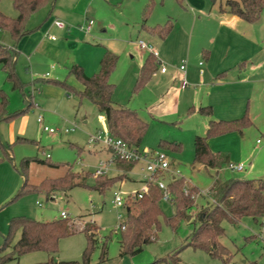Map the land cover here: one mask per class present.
<instances>
[{"label": "rangeland", "instance_id": "374dc122", "mask_svg": "<svg viewBox=\"0 0 264 264\" xmlns=\"http://www.w3.org/2000/svg\"><path fill=\"white\" fill-rule=\"evenodd\" d=\"M147 1L55 0L54 4L64 2L63 7L70 13L67 17L70 20L61 16L56 18L65 24L64 29L54 27L50 33L55 40L45 38L40 47L38 64L48 72L47 75L33 74L31 57L26 58L20 51L15 58L14 71L23 87L13 88L0 66V92L7 98V112L21 111L13 119L0 122V247L8 232L9 221L18 216L50 221L59 218L63 210L68 214L72 228L77 231L60 238L55 253L31 251L2 264H33L50 258L80 261L86 236L78 230L87 223L98 227L99 243L91 254L92 264H148L177 249L181 264H264V215L257 218L243 216L236 224L223 220L221 226L224 233L220 243L225 253L220 256H212L205 249L186 245L198 225V212L211 200L209 194L216 177L220 180H257L264 176V6L259 19L252 23L241 19H237V23H228L224 19L221 29L224 34L215 37V42L219 44L213 50L207 48L210 52V59L207 60L200 45L210 40L209 33L215 30L217 24V13L208 15V12L218 7L225 8L226 0H152L147 23L151 26L171 23V29L164 38L138 31L142 9ZM202 5L204 8L198 10L197 7ZM45 6L48 7V4ZM44 7L26 19L25 26L32 29V33L49 17L57 16L55 12L43 13ZM0 9L11 17L17 15L10 0H0ZM228 17L226 13L224 18ZM89 19L93 21L92 27L84 32L79 26L85 25ZM124 22L127 24H122ZM100 25H106L105 29L102 30ZM125 26L133 27V30L130 28L131 31H127L123 28ZM139 40L157 50V69L147 83L135 92L138 65L148 54L147 49L140 48ZM0 42L11 43L10 36L3 30H0ZM106 48L118 56L109 77L115 85L113 99L134 109L148 124L140 148L158 149L160 140L180 142V151L164 152L170 167L178 169L186 182L198 190L194 197L195 205L187 215L189 219L187 216L180 218L172 228L161 217L156 238L144 244L136 254L122 257L119 255L117 214L125 217L126 209L114 204L113 191L119 187L125 194L137 190L143 174L140 168L144 163H135L131 172L125 173L127 176L113 180L102 191L90 187L97 177L94 171L110 157L104 146L88 141L91 134L107 128L104 115L86 97H79L63 85L47 80H62L71 86V90H80L82 85L69 73L70 67L80 65L85 74L95 73ZM181 64L185 65L184 72L188 71L195 77L192 81L185 78L186 85L183 87L179 86L178 77ZM162 66L166 68V74L160 73ZM202 75L201 81L199 78ZM28 101L31 106L26 108ZM205 105L212 108L213 119L240 117L247 110L253 125L242 134L234 131L208 139L213 152L228 155L229 162L241 163L242 170H232L228 164L210 168L192 163L194 136L205 133L208 119L198 112V106ZM44 127L53 128L54 132L50 133ZM17 137L34 142H15ZM8 144L10 148L7 150L5 147ZM47 155L50 164H29L26 173L28 183L36 184L44 178L63 175L71 165L79 175L74 180L85 176L87 186L77 185L66 192L48 194L49 199L44 193L36 191L16 196L23 183L18 171L20 160L24 157L44 160ZM105 168L103 175L107 178L118 175L119 169L121 173L124 171L118 165ZM168 176L165 175V182L169 181ZM124 177L127 178L120 184ZM129 206L133 211L136 204L130 202ZM160 207L165 216L174 212L169 201L162 200ZM104 240L106 255L105 260L100 262Z\"/></svg>", "mask_w": 264, "mask_h": 264}, {"label": "trees", "instance_id": "16d2710c", "mask_svg": "<svg viewBox=\"0 0 264 264\" xmlns=\"http://www.w3.org/2000/svg\"><path fill=\"white\" fill-rule=\"evenodd\" d=\"M17 15L11 17L0 10V30L8 33L11 38L10 44L0 42V66L6 74V80L12 84L13 88L22 89L23 84L19 81L15 71V58L18 54L17 42L24 35L30 33L32 29H27L25 22L27 17L46 4H52L55 0H10ZM180 1V0H176ZM264 6V0H226L225 8L220 10L235 15L246 22H254L259 19L260 12ZM152 9V0H148L142 9V25L147 19ZM152 34L164 38L171 29V23L163 26L157 25L146 28ZM118 56L106 49L99 60L98 70L91 74H85L80 65H72L69 73L72 74L82 85L78 91L72 89L62 80L47 79L54 83L63 85L68 91H72L79 97H86L104 115L106 127L109 132L122 139L128 146L139 148L142 138L147 130L148 124L137 112L129 107L119 105L112 99L114 84L109 80L115 68ZM157 69L156 56L148 52L144 58L134 85V91H139L149 80L150 76ZM33 85V84H32ZM7 98L0 92V122L13 119L21 111L8 113ZM31 106L28 101L26 108ZM191 111V109L189 110ZM198 112L208 117L207 126L203 135H195L193 139V160L192 163H200L204 167L220 168L229 163L228 155L220 152H213L208 145V139L226 135L230 132L243 131L252 126L253 123L248 116L247 110L240 117L231 119H213L212 108L210 106H200ZM16 141H28L26 138L17 137ZM158 149L163 151L177 152L181 149V143L169 140H160L157 144ZM7 150L10 144L5 147ZM8 152L6 151V154ZM46 159L37 157H24L20 160L18 171L23 178V183L16 196L25 192H42L46 198L54 192H66L74 186L86 185L85 176L81 180L75 181L79 177L77 171L72 170L68 165L63 175L57 177H47L36 184L27 182L26 173L31 162L48 163ZM114 163L124 169L123 173L107 178L106 176L96 175L95 183L90 187L102 191L109 187L113 180L119 179L126 171L131 169L136 163L132 160L116 158ZM52 165V164H51ZM182 176L173 177L167 182V188L172 200L170 203L174 208L171 216H165L161 210L162 191L154 184H149V190L142 198L131 203L136 204L134 210L131 206L126 210V215L121 222L123 227L120 231L119 255H134L142 250L144 244L156 238V231L159 228V219L162 217L164 222L170 227H175L180 218H185L192 207L195 205V194L197 188L186 182ZM210 202L198 212V225L189 236L186 245L205 249L212 256L224 254L225 249L220 243V238L224 233L221 226L223 220L236 224L241 217L251 216L257 218L264 215V176L257 180L245 178H231L220 180L214 179L211 187ZM96 225L87 223L78 231L84 232L86 245L82 251L81 260H54L52 258L33 264H92L91 254L98 245ZM77 232L72 228L68 217L56 218L50 221H38L26 216L14 217L9 221L8 232L4 236L0 247V264L9 260L17 259L20 255L42 250L49 254L55 253L58 248V241ZM16 240L12 243L13 238ZM102 250L99 256L100 262L105 260L106 241L102 242ZM7 248H10L7 250ZM179 249L172 251L164 257L157 258L148 264H181L178 256Z\"/></svg>", "mask_w": 264, "mask_h": 264}, {"label": "built area", "instance_id": "2783aa9c", "mask_svg": "<svg viewBox=\"0 0 264 264\" xmlns=\"http://www.w3.org/2000/svg\"><path fill=\"white\" fill-rule=\"evenodd\" d=\"M54 25L58 28H64L65 24L58 19L53 21ZM93 24L91 19L87 20L85 25H80L79 28L84 32H88ZM51 39L55 37L50 35ZM140 48H145L155 56H157L154 48L143 40H139ZM185 65L181 64L179 66V70H184ZM166 68L162 66L160 68L161 72H164ZM47 75V73L45 74ZM186 85V81L184 77L180 78V86L183 87ZM33 89V88H32ZM35 107H38L37 104H34ZM38 120H41V116H38ZM72 129V128H71ZM44 130L52 133L54 132L53 128H46ZM67 130V129H66ZM89 142L99 143L104 146L106 149L110 151V159L105 163H100V166L94 171V175H102L105 173V167L114 163L116 158L123 160H132L136 163L142 161L144 163L141 166L140 170L143 172L142 179L140 181V187L128 193H123L120 191V188L115 189L113 191V202L116 206H122L125 209L129 208V203L135 200L142 198L147 194L149 190V184L156 185L162 191V200L163 201H171V195L167 188V182H165V175L168 174L169 180L173 177H179L180 172L178 169L170 167V161L167 158L166 153L160 149H152V148H134L128 146L122 139L113 136L109 130L106 128L104 130H98L91 134L88 139ZM49 157V155H47ZM228 167L232 170H242L243 165L241 163L229 162ZM60 217L67 218L68 214L61 210ZM117 219L119 220L118 228H122V221L124 219V215L121 213L117 214Z\"/></svg>", "mask_w": 264, "mask_h": 264}, {"label": "crops", "instance_id": "0c3cea01", "mask_svg": "<svg viewBox=\"0 0 264 264\" xmlns=\"http://www.w3.org/2000/svg\"><path fill=\"white\" fill-rule=\"evenodd\" d=\"M62 1V0H61ZM60 3H62V4H60ZM63 3L64 2H58V4L56 3V4H54V2L52 3V4H48V7H44V6H42V7H44V12L43 13H45L46 15H48L50 12H55V14L57 15V16H54L53 18H48V20L47 21H45L44 23H42L41 25H39L38 26V28H37V31L36 32H33L32 33V31L30 32V33H28V34H26V35H24L21 39H20V41H19V43L17 44V47H18V53L20 52V51H22L23 52V55L26 57V58H29V57H31V59H32V65H33V74H42V76L44 75V74H46V73H48L47 71L45 72L44 71V69H43V67H41V66H39V64H38V62H39V60H38V57H39V50H40V47L43 45V41L45 40V38H47V39H49V40H55V38L54 39H51L50 38V35L52 34V33H50L51 31H52V29L54 28V27H57V26H55L54 25V23H53V21L56 19V18H60V16L63 18H66V20H70V18H67L68 16H69V14L70 13H68L67 11H66V8H64L63 7ZM53 4H54V6H53ZM75 4V3H74ZM73 4V5H74ZM197 8H199L198 10H200V9H203L204 8V6L202 5V6H200V7H197ZM43 9V8H42ZM221 9V7H218V9L217 10H214V11H211V12H208V15H215V13H217L216 14V16H217V18H215L216 19V28H215V30H213V31H211L209 34H211V36H209L208 37V39H210V40H208L207 41V43H205V45L204 44H202V45H200L201 46V51H202V54H203V57L205 58V59H210L209 57H210V52H209V48L211 49V50H213V48H214V46H216V44L218 45L219 44V42L217 41V42H215V40H216V36L217 35H219V34H224V33H221V29H223V27H224V25H223V23H224V19H227V22L228 23H230V22H232V23H237L236 21H237V19H241V18H239V17H237V16H235V15H232V14H230V13H228V12H226V11H222V10H220ZM1 10V9H0ZM39 10V9H38ZM69 10H72V9H69ZM210 10H212V9H210ZM226 13H228L229 14V17L228 18H224V17H226ZM127 20V19H126ZM242 20V19H241ZM244 21V20H243ZM136 22L138 23L139 22V20H136ZM247 23H252V22H247ZM122 24H127L126 22H124V23H122ZM134 24H136L135 22H134ZM101 26V25H100ZM92 27V26H91ZM105 27H106V25L105 26H101V29L102 30H104L105 29ZM139 30L138 31H141V32H144V33H147V34H149V35H154V34H152L148 29H146V28H152V27H154V26H151V25H149L148 23H147V19H146V21H145V23H144V26L142 25V16H141V19H140V23H139ZM27 28V27H26ZM36 28V27H35ZM58 28V27H57ZM125 30L127 29V31H131V30H133V27L131 28V27H127V26H125V27H123ZM130 28H131V30H130ZM27 29H30V28H27ZM58 29H64V28H58ZM91 29V28H90ZM53 36V35H52ZM208 48V49H207ZM107 49V48H106ZM106 49H104V51L106 50ZM143 49V48H142ZM109 50V49H108ZM155 51H156V54L158 55V52H157V50L156 49H154ZM149 52V51H148ZM104 53V52H103ZM221 56V55H220ZM100 60V59H99ZM142 62H143V59H141V61H140V63H139V65H138V71H137V76H138V73H139V69H140V66H141V64H142ZM218 67V66H217ZM220 69L221 68H227V67H219ZM220 69H218V70H220ZM43 70V71H42ZM185 70V69H184ZM184 70L182 71L181 70V73H180V75L178 76L179 77V80H180V78L181 77H184V78H186L187 80H190V81H192V80H194L195 79V77H193L191 74H190V72H184ZM206 70L207 71H209V68H206ZM223 70H225V69H223ZM160 73H162V74H166L167 73V71L165 70L164 72H161L160 71ZM112 74V73H111ZM111 76V75H110ZM137 79V78H136ZM202 79H203V75L199 78V80H201L202 81ZM113 83V82H112ZM114 84V83H113ZM179 86H180V84H179ZM114 87H115V85H114ZM181 87V86H180ZM179 89V88H178ZM114 92V91H113ZM178 92H179V90H178ZM112 99H113V94H112ZM113 101L115 102V103H117L114 99H113ZM117 104H119V103H117ZM119 105H121V104H119ZM123 106H125V105H123ZM205 106H208V105H205ZM127 107V106H126ZM200 106H198V108H199ZM129 108H131V107H129ZM243 114V113H242ZM208 118V117H207ZM211 118H212V115H211ZM235 118V117H234ZM219 119H227V118H219ZM229 119H231V118H229ZM207 121H208V119H207ZM207 126V125H206ZM222 136H224V135H222ZM222 136H219V137H222ZM214 138H218V137H214ZM208 142V141H207ZM108 150V149H107ZM109 151V150H108ZM110 152V151H109ZM109 159H110V157H109ZM108 159V160H109ZM112 166H114V167H116V164L115 163H113V164H111ZM134 166V165H133ZM133 168V167H132ZM132 168L131 169H129L128 171H126V174H128L129 172H131V170H132ZM118 169V168H117ZM120 170V173L122 172V170L121 169H119ZM119 173V174H120ZM127 176V175H126ZM127 177H124V179L122 180V181H120L119 183L121 184L125 179H126ZM139 183H140V181H139ZM120 188V187H119ZM139 188V187H138ZM209 198H210V194H209ZM208 203V202H207ZM128 209V208H127ZM126 209V210H127Z\"/></svg>", "mask_w": 264, "mask_h": 264}, {"label": "water", "instance_id": "95a60500", "mask_svg": "<svg viewBox=\"0 0 264 264\" xmlns=\"http://www.w3.org/2000/svg\"><path fill=\"white\" fill-rule=\"evenodd\" d=\"M190 216H187V219H189Z\"/></svg>", "mask_w": 264, "mask_h": 264}]
</instances>
